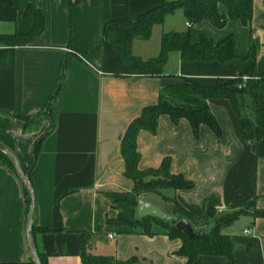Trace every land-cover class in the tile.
<instances>
[{"label":"crops","instance_id":"crops-1","mask_svg":"<svg viewBox=\"0 0 264 264\" xmlns=\"http://www.w3.org/2000/svg\"><path fill=\"white\" fill-rule=\"evenodd\" d=\"M13 1L0 0V35L25 34L34 27V18L23 17ZM17 1L22 7L40 8L45 25L25 45L0 43V144L16 155L23 170L33 164L32 222L38 228L33 244L43 263L83 264L84 248L110 264H187V257L177 253L182 239L167 233L171 220L167 224L151 220L149 233L114 220L120 214L144 216L138 209V200L143 199L168 213H173L176 202L192 214L190 222L198 229L210 224L206 220L210 208L220 214L242 209L229 225L240 221L241 230L221 232L235 245L245 246L233 250L237 264H264V138L249 137L227 98L207 99L220 136L205 124L194 134L185 118L174 123L167 114L159 115L155 132L137 133V168H158L169 158L170 173L182 175L192 183L190 188L168 187L134 197V182L125 175L121 154L127 127L145 106L157 102L162 88L184 77L203 84L233 79L235 69L216 61L185 60L171 51L162 66L128 74L117 51L104 39L103 27L112 19L134 20L162 0H71L70 12L68 0ZM218 10L227 15L223 3ZM188 27L182 11L176 10L154 24L147 39L134 38L131 53L143 60L153 58L164 32ZM231 34L238 56H246L253 42L256 71L264 74V0H253L248 26L237 18H227L221 28L207 19L191 26L194 42L205 35L217 43ZM64 63L61 87L50 115L45 114ZM257 79L242 77L247 88ZM51 120L52 129L33 161L32 146ZM27 212L19 176L0 164V264H34L25 229ZM199 264H227V258L200 254Z\"/></svg>","mask_w":264,"mask_h":264},{"label":"trees","instance_id":"trees-1","mask_svg":"<svg viewBox=\"0 0 264 264\" xmlns=\"http://www.w3.org/2000/svg\"><path fill=\"white\" fill-rule=\"evenodd\" d=\"M223 3L227 8V15L218 10V4ZM74 2L68 0V11L70 12ZM15 8L23 17H33L34 27L25 34L0 35V43L7 45H25L42 33L45 25V16L42 10L34 4L22 7L17 0L13 1ZM181 10L189 27L184 31H168L161 36L160 51L157 56L146 60L131 53V45L134 38L147 39L150 36L152 26L162 23L165 17ZM253 0H162V2L141 13L134 20L128 18L112 19L103 27V37L109 41L117 51L120 61L124 64L128 74H144L148 69L162 66L171 51L179 52L182 59L216 61L224 67L235 69L236 77L225 81H216L213 84H203L195 79L184 77L180 81L171 83L161 89L158 100L155 104L145 106L141 114L135 118L127 127L121 139V154L125 162V175L133 182L132 194L134 197L142 192H159L163 188H190L192 183L185 180L180 174H172L169 171V158H164L158 168L139 170L137 161L139 152L136 146V136L139 130L145 129L155 132L158 124V117L167 114L171 121L176 123L185 118L194 132L197 134L200 124L207 125L216 135H221V129L214 115L207 104L209 98H227L235 111L239 122L252 139L264 138V74L256 71V49L252 41L249 43L248 53L241 57L234 53V36L228 35L221 41L215 43L211 38L201 35L197 42L191 37V26L198 24L204 19L209 20L215 27L221 28L225 25L227 18H237L248 26L252 19ZM66 64H63L62 74L59 83L50 97L45 114L50 115V106L53 99L59 92L62 84ZM257 77V81L249 88L244 84L242 77ZM248 105V106H247ZM241 108L245 113L241 112ZM249 109L250 112L247 110ZM50 127L39 136L31 149L33 161L40 150V144L44 136L52 129ZM0 164L12 169L17 175L11 158L0 150ZM32 165L25 169L30 178ZM26 201V212L28 211L30 196L23 186ZM134 203L137 201L134 199ZM173 210L179 218H186L193 221L191 213L183 209L176 202ZM243 213L237 210L228 213L218 214L214 208L208 210L207 221L213 222L212 228H200L202 235L188 238L187 235L175 228L173 221L168 225L166 220L154 216L144 215L141 218H129L120 214L114 220L125 223L132 227L141 226L149 233V222L153 219L167 224V233L170 237H180L182 245L177 251L178 254L187 257V264H199L200 254L223 255L227 258V264H237L233 256L235 243L232 238L221 232L224 227L229 226ZM262 214V212L257 213ZM110 220V219H109ZM112 220V219H111ZM191 224V222H190ZM192 225V224H191ZM194 229L198 230V228ZM38 228L32 222V240ZM86 235H81V244L84 245ZM84 247V246H83ZM41 263L43 255L37 252ZM83 264H110V261L102 257H94L87 254L83 248ZM129 264L128 262H117Z\"/></svg>","mask_w":264,"mask_h":264},{"label":"water","instance_id":"water-1","mask_svg":"<svg viewBox=\"0 0 264 264\" xmlns=\"http://www.w3.org/2000/svg\"><path fill=\"white\" fill-rule=\"evenodd\" d=\"M0 150L5 152L11 158L14 164V167L16 169V172L23 186L26 188L30 196V202H29V207H28V212H27V217H26V226H25L26 234H27V242H28V247H29L31 256L33 258L34 264H42L38 256V253L35 249V246L33 244V240H32V220H33V213H34V207H35V193L30 184L28 173L24 172L18 158L11 150H9L7 147H5L2 144H0ZM138 209H139L140 215H151V216H155L157 218L163 219V220L173 221L175 228L180 231H183L187 235L188 238H194L204 233L202 229H198V230L194 229L192 225L190 224L189 220H187L186 218H179L177 214L165 212L162 209V207L157 204L147 202L143 199H139ZM244 247L245 246L239 245V244L235 245V248L237 249H243Z\"/></svg>","mask_w":264,"mask_h":264},{"label":"rangeland","instance_id":"rangeland-1","mask_svg":"<svg viewBox=\"0 0 264 264\" xmlns=\"http://www.w3.org/2000/svg\"><path fill=\"white\" fill-rule=\"evenodd\" d=\"M248 106V105H247ZM248 112H250L249 111V109L247 110ZM241 112L242 113H245V110L243 109V108H241ZM175 205V204H174ZM176 206V205H175ZM218 214H220V213H218ZM239 222V223H238ZM238 222H235L232 226H229V227H225V228H223V232H225V233H230V232H232V231H235V232H237L238 230L240 231L241 230V227H242V223H240V221H238ZM192 225L194 226V227H196L195 226V223H192ZM212 226H213V222H210V224H208V229H210V228H212Z\"/></svg>","mask_w":264,"mask_h":264},{"label":"built area","instance_id":"built-area-1","mask_svg":"<svg viewBox=\"0 0 264 264\" xmlns=\"http://www.w3.org/2000/svg\"><path fill=\"white\" fill-rule=\"evenodd\" d=\"M218 211H220V210H218ZM249 231H250L249 229H244L245 233H249Z\"/></svg>","mask_w":264,"mask_h":264}]
</instances>
